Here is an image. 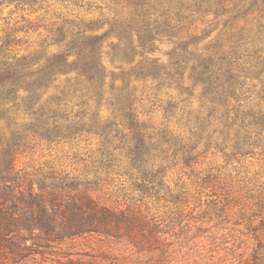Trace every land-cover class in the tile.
I'll use <instances>...</instances> for the list:
<instances>
[{
  "label": "trees",
  "instance_id": "16d2710c",
  "mask_svg": "<svg viewBox=\"0 0 264 264\" xmlns=\"http://www.w3.org/2000/svg\"><path fill=\"white\" fill-rule=\"evenodd\" d=\"M43 1L0 7L34 13ZM106 7L0 28V264H264L261 170L205 201L182 178L168 183L181 169L202 190L228 163L250 173L264 159V0ZM92 139L117 146L108 168L125 158L138 202L96 193L53 162L19 166L42 143ZM219 154L225 163L209 166ZM232 217L249 252L220 234ZM81 239L88 245L76 248Z\"/></svg>",
  "mask_w": 264,
  "mask_h": 264
},
{
  "label": "rangeland",
  "instance_id": "374dc122",
  "mask_svg": "<svg viewBox=\"0 0 264 264\" xmlns=\"http://www.w3.org/2000/svg\"><path fill=\"white\" fill-rule=\"evenodd\" d=\"M75 0L69 3L56 2V1H43V8L32 13L31 5H26L24 8H16L15 4L0 7V28H3L6 24L14 25L17 22L23 23L24 19L28 17L35 19L38 16H44L45 23H50L49 20L54 21L58 18H73L75 15L88 14L87 11L92 12L91 15H99L101 12L107 11V3L110 0H78L80 6L73 4ZM40 4L34 6L39 7ZM88 14L87 16H89ZM38 25L42 27L40 30H44V20H41ZM41 31V32H42ZM31 40H38V31H32ZM170 49L166 44L160 45V55L163 59H167L165 53ZM159 54V53H158ZM177 91H175V94ZM117 146H99L97 139L87 140L79 142L78 144H47L42 143L35 147V151H32L27 156H22L19 159V166L27 167L29 170L37 167L40 164L47 165L53 162L55 165L59 166L64 173H68L70 176H81L84 178V182L89 185L94 192L104 194L105 196L113 197L116 195H127L130 200L137 201L140 196L138 192H134L132 189V180L128 175L124 173V169L121 164H124L125 158H121V161L116 163L113 167L114 170L108 168V158L110 155V150H114ZM226 161V158L219 154L215 157H209L207 162L209 166L215 168L220 167ZM255 165L250 166V173L239 172L240 167L239 162L228 163L225 168H223V175L220 181H217L214 185H209L206 189H195V187L190 184V179L188 175L184 174L181 169H176L168 176V183L175 186L177 183L181 185L180 178L186 183L188 190L190 189L196 197H202L203 200H209L212 198L219 197L222 194L229 192L228 188H234L239 186L240 179H244L248 174H253L255 171L261 170L264 176V159H254ZM235 165L236 168L235 169ZM246 167H244L245 169ZM243 169V168H242ZM112 170V171H111ZM185 170V169H184ZM216 170V169H215ZM186 172V170H185ZM178 174V176H177ZM181 175V176H180ZM238 175V176H237ZM238 181V182H235ZM210 194V195H208ZM211 200V199H210ZM138 202V201H137ZM235 217L229 219L225 222L224 229H219L220 234L229 232L230 241L227 244L230 247H239L236 252H249L250 248L246 245V241H243L245 236L239 233L238 228L240 226L235 223ZM216 228V227H214ZM213 228V229H214ZM250 234V233H249ZM76 248L84 247L88 245L86 240L81 239L76 243ZM96 245L94 241L92 243ZM221 255L227 254V249L221 248ZM235 251V250H234Z\"/></svg>",
  "mask_w": 264,
  "mask_h": 264
}]
</instances>
